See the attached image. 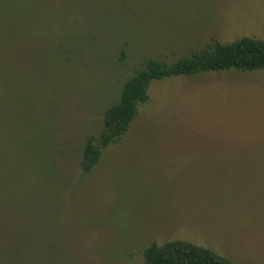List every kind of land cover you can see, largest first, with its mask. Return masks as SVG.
<instances>
[{
    "label": "rangeland",
    "instance_id": "1",
    "mask_svg": "<svg viewBox=\"0 0 264 264\" xmlns=\"http://www.w3.org/2000/svg\"><path fill=\"white\" fill-rule=\"evenodd\" d=\"M191 1H114L116 16L139 30L128 65L54 60L37 70L40 95L23 76L21 49H0V177L8 196L31 182L45 167L46 131L48 168L61 182L52 236L62 264H143L147 247L174 240L264 264V70L155 82L123 140L90 173L80 167L86 138L98 136L140 58L171 62L213 40L264 39V0ZM27 22L29 38L38 22Z\"/></svg>",
    "mask_w": 264,
    "mask_h": 264
},
{
    "label": "trees",
    "instance_id": "2",
    "mask_svg": "<svg viewBox=\"0 0 264 264\" xmlns=\"http://www.w3.org/2000/svg\"><path fill=\"white\" fill-rule=\"evenodd\" d=\"M114 1L118 0H0L8 4L0 5V49H21L18 61L23 76L35 81L36 74L41 73L37 70L57 59L66 63L91 60L100 65L115 62L126 66L136 54L132 45L139 30L123 24L116 16ZM150 1L155 7L160 0ZM30 16L38 24L32 27L34 35L28 38L23 35L30 25ZM31 38L34 42L29 46ZM231 70H264V39L245 37L231 43L213 40L171 62L152 55L140 58L124 77L117 99L104 110L98 136H88L83 144V174L90 173L103 153L127 135L139 109L150 102V88L155 82ZM35 84L40 95V85L37 81ZM41 138L45 167L37 170L31 182L28 179L26 186L8 196L11 182L7 181L8 176L0 177V264H62L57 259L60 244L52 236L61 228V182L56 172L48 168L46 131ZM32 146L36 148L38 141ZM27 186L32 188L31 195L36 196L30 201ZM143 259V264H233L207 248L179 240L150 245L143 251Z\"/></svg>",
    "mask_w": 264,
    "mask_h": 264
}]
</instances>
